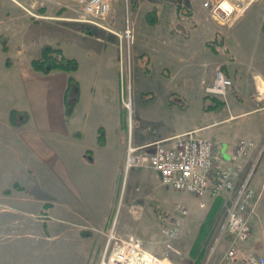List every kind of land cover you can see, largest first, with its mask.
<instances>
[{
    "label": "rangeland",
    "instance_id": "rangeland-1",
    "mask_svg": "<svg viewBox=\"0 0 264 264\" xmlns=\"http://www.w3.org/2000/svg\"><path fill=\"white\" fill-rule=\"evenodd\" d=\"M202 1L116 0L113 13L122 12L121 26L116 23L118 22L116 14L110 15L105 22L111 29L92 26L80 20L82 26H75L74 30L82 36L74 38L67 35L57 36L58 43L55 42L56 46L64 47L69 56L79 59L82 67L78 72L84 78L88 76L90 82L93 81L91 74L94 72L97 57L105 54L114 56V52L117 53V57L121 56L123 85L121 100L128 109L123 110V115L130 111L127 103L136 96L143 99L142 102L153 115L161 114L168 90L181 93L187 86V82L191 87L197 85L201 80L199 76L202 70L211 67L215 73L217 67L223 69L225 74L233 80L227 95H209L206 92L205 97L214 96L223 101L224 105L219 108H223L227 102L228 106L237 102L246 109H250L252 104H255L257 110L249 111L232 121L221 122L213 129L217 135V141L210 139L215 142L218 152L223 147V141L229 143L227 147L229 148L241 139L256 137V146L248 157L249 167L242 176L243 178L253 168L251 184L255 190V205L250 213L252 235L246 246L264 255V90L253 87L254 79L264 74V0L256 1L245 14L224 23L216 20L206 8L200 14L198 4H202ZM61 2L62 4L58 3L57 7L65 5L64 8L73 12L76 18H81L82 10L78 0H62ZM19 4L27 6L22 5L23 3ZM34 5L46 10L50 7L37 2ZM154 7L158 9V22L151 25L146 19V14ZM50 11L53 13L48 15L39 13V16L53 18L63 16L61 11ZM2 16L6 19L4 15ZM35 17L37 16H32V18ZM4 19L0 18V120L5 118L7 108H30L31 106V99L16 75L17 69L13 71L7 69L5 59L7 54L5 56L3 43L11 46V54L22 60L19 63L27 64L29 67L31 60L40 55L42 48L41 36L35 39L34 45H28L14 33L13 29L9 30L5 27ZM129 20L135 29V42L131 46L126 43L122 46L116 31L123 30ZM167 45H173L193 59L194 62L187 65L182 72L184 75L173 73L172 67H163L161 49ZM108 62L101 59L100 64L103 65L105 74L108 73L110 78H113L114 69L109 67ZM7 64L12 65L13 60L8 59ZM158 68L159 70L163 68V71L159 72ZM89 80H86L87 85ZM211 83L207 82L205 86ZM236 87L241 88L239 93ZM173 100L181 102L177 95L170 94L169 101L173 103ZM228 106L222 110V113L228 112ZM139 111L143 110L139 109ZM216 116L220 117L222 114L218 111L201 112V115L197 113L196 117L197 121L207 122L208 119ZM136 117L137 113L128 120V128L132 123L136 126V130L140 126L145 133L149 134L160 132L167 120L164 117V120L159 118L157 122L151 123L136 120ZM25 184L27 185L26 181ZM29 184L28 190L22 193L23 199L18 202V206L24 208L22 212H19L21 216L18 218L21 220L7 221L6 219L0 222V264H69L70 255L61 257L54 254L56 244L51 246L48 242L50 241L48 240L50 225L48 206L43 204L42 210L37 212L40 203L42 204L40 201L45 202L50 198L49 178L43 176L36 190L31 181ZM116 189L112 203L106 206L109 212L112 210L114 212L112 216L115 218L114 227L106 233L100 234L97 231L98 238L94 248L97 251L90 255L89 264H102L104 260H109L115 249V238L111 234L117 237L134 234L141 238L142 247L145 250L159 258H164L162 259L164 262L170 261L172 264H217L224 255L231 240L230 234L225 230L231 192L216 199L209 197L207 205L202 206L200 199L194 194L170 189V197L175 206L171 212H165V210L163 212L162 208L159 209L158 215H161L163 228L156 230L165 237L156 238L154 237L157 234L156 231L145 227L151 223L139 221L138 231H129V222L123 223L122 220L126 209L123 204L125 191L123 188V191L119 193V188ZM180 204L188 209L186 214L179 211ZM141 212L142 209L139 210V215ZM141 216L144 218L146 214ZM171 222H179V234L175 237L169 236L173 227ZM120 224L127 228L125 234L118 232Z\"/></svg>",
    "mask_w": 264,
    "mask_h": 264
},
{
    "label": "crops",
    "instance_id": "crops-1",
    "mask_svg": "<svg viewBox=\"0 0 264 264\" xmlns=\"http://www.w3.org/2000/svg\"><path fill=\"white\" fill-rule=\"evenodd\" d=\"M61 1L0 0V18L4 19L2 16L4 15L5 27L13 29L14 33L28 45H34L35 39L41 36L43 39L40 38V46L45 44L56 46L57 36L67 35L72 38L82 36L74 30L75 26H82L80 23L82 20L76 18L68 8H64L65 5L57 7L58 3L62 4ZM36 2L50 7L48 10L39 9L34 5ZM115 2L116 0L111 5L108 18L116 14L118 17L116 23L121 26L122 12L113 13ZM19 3L27 6H21ZM198 7L201 14L204 7L202 4H198ZM50 10L61 11L63 16L54 18L39 16V13L47 15L53 13ZM33 15L37 17L32 18ZM127 23L131 24L130 20ZM2 46L5 56L7 54L5 58L7 69L10 71L17 69L16 75L31 99V106L7 108L5 118L0 120V222L6 219L21 220L18 216H21L19 212L24 208H20L18 202L23 199L22 193L28 190L27 185L31 181L36 190L43 176L48 177L50 198L45 202L40 201L42 204L39 202L40 208L37 212L42 210L43 204L48 206L50 217L48 242L51 246L56 244L54 254L61 257L70 255L69 264H89L90 255L97 251L94 249L98 238L97 231L101 234L113 229L114 212L113 210L109 212L106 206L112 203L116 188H119V193L123 188L125 191L123 204L126 209L122 220L123 223L129 222V231H138L140 221L151 223L145 227L149 230L154 229L157 233L156 229L159 231L163 228L161 215H158L159 209L162 208L163 212L164 210L171 212L174 209L175 204L169 193L172 188L161 182L158 171L144 166L127 168L126 157L130 144L139 151H151L157 142L189 130H197L200 135L217 141L213 129L218 124L257 110L255 104L246 109L237 102L230 106L227 102L218 110H207L206 106L213 103L210 97L205 98L207 92L205 85L214 78L213 70L209 67L202 70L199 76L201 80L194 87L189 86L187 82L181 93L168 90L161 114L153 115L142 102L143 99L136 96L135 99H131L132 110L123 115V110L127 108L121 100L123 89L121 56L117 57V53L114 52V56L105 54L95 59L94 72L91 74L92 82L88 76L84 78L81 73L79 74L82 67L80 64L74 75L80 81L81 99L74 113L67 115L65 91L70 73L63 70H53L48 74L36 71L32 66L34 58L29 67L27 64L19 63L22 60L11 54L10 45L3 43ZM62 48L66 53L65 48ZM161 51L163 67H172L175 74L184 75L182 72L186 66L194 62L191 56H187L184 51L173 45H167ZM10 58L13 60L12 65L7 64ZM101 59L109 61V67L114 69L113 78H110L108 73L105 74L104 67L100 64ZM159 69V72L163 71V68ZM86 80H89L88 85ZM262 83L264 74L254 79V89L256 87L258 90L262 89ZM235 89L238 93L241 90L240 87ZM170 94L177 95L181 102L173 100L171 103ZM226 106L229 107L228 112L222 113ZM14 109L21 111V116L27 112L28 121L22 125L12 124L10 114ZM139 109L143 111L140 112ZM210 111H218L222 116L210 118L207 122L197 121V113L201 115V112ZM136 113V120L151 123L157 122L159 118L164 120V117L167 120L163 121L165 125L160 132L149 134L140 126L136 130L132 123L128 128V120ZM101 131L104 132L103 142L100 141ZM252 139L255 140L256 137ZM234 143L235 145L227 148L229 143L223 141L222 149L217 152L216 148L220 159L226 161L229 158L238 141ZM249 160L247 158L243 166L235 171L237 182L246 173ZM226 166L230 167V164L227 163ZM17 184L20 187H15ZM33 201L36 202L35 199ZM140 209L142 212L139 215ZM143 214H146L144 218L141 216ZM126 231L127 228L120 224L118 232L125 234ZM154 237L164 238L165 235L158 232Z\"/></svg>",
    "mask_w": 264,
    "mask_h": 264
},
{
    "label": "built area",
    "instance_id": "built-area-1",
    "mask_svg": "<svg viewBox=\"0 0 264 264\" xmlns=\"http://www.w3.org/2000/svg\"><path fill=\"white\" fill-rule=\"evenodd\" d=\"M256 1L258 0H203L202 5L216 20L224 23L245 14ZM78 2L81 5L82 21L111 29L105 22L114 0ZM116 34L122 46L124 43L131 46L135 42V29L130 23H127L123 30L116 31ZM232 85L233 80L221 67H217L213 81L206 87V91L209 95L224 96ZM127 106L131 111L132 102L127 103ZM255 146V140L241 139L229 158L223 161L216 153V145L212 139L200 135L197 130H189L157 142L153 151H139L130 144L126 164L127 168L144 166L155 169L165 186L194 194L200 199L202 206L207 205L209 197L216 199L231 192L225 220V230L230 234L231 240L217 264H264V255L246 246L252 235L250 213L255 205V190L251 184L253 168L240 181L237 182L235 179V171L243 166ZM227 163L230 167L226 166ZM179 211L186 214L188 209L180 204ZM171 223L173 227L169 236L175 237L179 232V222ZM111 235L115 238V248L126 250L135 262L141 264L143 260H147L144 256L148 255L159 261L158 256L142 247V240L136 235L130 234L126 237Z\"/></svg>",
    "mask_w": 264,
    "mask_h": 264
},
{
    "label": "trees",
    "instance_id": "trees-1",
    "mask_svg": "<svg viewBox=\"0 0 264 264\" xmlns=\"http://www.w3.org/2000/svg\"><path fill=\"white\" fill-rule=\"evenodd\" d=\"M146 19L151 25L158 22V9L156 7L149 10L146 14ZM80 61L78 58L69 56L65 53L62 47L54 46L52 44H45L42 46L40 55L32 60V66L36 71L48 74L53 70H63L70 73L68 84L65 91V106L67 115H72L76 106L81 99V85L80 81L74 73L80 68ZM209 98L208 95L205 97ZM210 103L206 106L207 110H218L219 107L224 105L223 101L212 96ZM29 119V114L24 113L21 116V111L12 110L10 114V122L14 125H22ZM104 132L101 131L100 141L103 142ZM15 187H20L18 184Z\"/></svg>",
    "mask_w": 264,
    "mask_h": 264
},
{
    "label": "bare ground",
    "instance_id": "bare-ground-1",
    "mask_svg": "<svg viewBox=\"0 0 264 264\" xmlns=\"http://www.w3.org/2000/svg\"><path fill=\"white\" fill-rule=\"evenodd\" d=\"M108 24V23H107ZM92 25V24H90ZM93 26V25H92ZM260 77V76H259ZM262 82V80H261ZM263 84V83H262ZM259 85V84H258ZM260 86V85H259ZM264 90V87L261 89ZM263 92V91H262ZM130 253H128L126 250H124L123 248H115L114 252L112 253L111 257L109 258L108 261H103L102 264H139L137 262L134 261V258H130ZM143 255V254H142ZM147 257V260H143L141 264H172L170 261H163L162 259L164 258H159V261H156V259L150 257V255L148 256H144ZM151 258V259H150ZM142 260V259H141Z\"/></svg>",
    "mask_w": 264,
    "mask_h": 264
}]
</instances>
